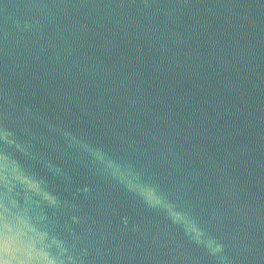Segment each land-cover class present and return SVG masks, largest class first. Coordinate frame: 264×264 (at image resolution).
<instances>
[{
  "label": "water",
  "instance_id": "95a60500",
  "mask_svg": "<svg viewBox=\"0 0 264 264\" xmlns=\"http://www.w3.org/2000/svg\"><path fill=\"white\" fill-rule=\"evenodd\" d=\"M0 264H264V0H0Z\"/></svg>",
  "mask_w": 264,
  "mask_h": 264
},
{
  "label": "clouds",
  "instance_id": "9594fccd",
  "mask_svg": "<svg viewBox=\"0 0 264 264\" xmlns=\"http://www.w3.org/2000/svg\"><path fill=\"white\" fill-rule=\"evenodd\" d=\"M124 178L123 176L121 177ZM134 177H129L127 180V185L129 188H137L138 185L133 183ZM141 194L145 196L146 200L152 205L157 206L161 204V199L155 194L153 189H141ZM183 219L179 214L174 215V220Z\"/></svg>",
  "mask_w": 264,
  "mask_h": 264
}]
</instances>
